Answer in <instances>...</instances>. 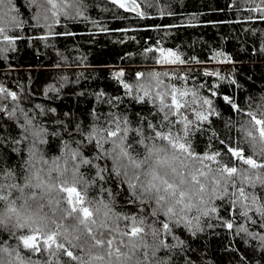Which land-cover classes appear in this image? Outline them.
<instances>
[{
    "label": "trees",
    "instance_id": "1",
    "mask_svg": "<svg viewBox=\"0 0 264 264\" xmlns=\"http://www.w3.org/2000/svg\"><path fill=\"white\" fill-rule=\"evenodd\" d=\"M81 2L82 16L73 19L61 15L59 23H53L51 18L48 21L41 18L39 22L34 19L38 9L31 0H13L17 11L12 15H18L20 24L17 27L12 21L15 26L0 34V85L16 92L18 99L13 101L0 93V172L12 170L17 184L25 180L26 166L34 159H30L33 140L25 138L24 133L28 119L44 128L45 142L36 143L35 150L50 160L65 155L66 142L73 148L79 144L85 158L96 156L98 149L94 143L87 142V131L108 126L105 119L112 113L123 114L130 122L129 128L143 127L151 136L153 130L147 124H161L163 116L158 113L159 101L153 102L149 97L143 102L134 98L135 93L126 94L123 84L115 78L119 70L124 71L123 81L134 89L138 72H169L166 78L169 86L172 82L188 89L200 85L199 94L212 99L219 115L192 125L186 137L192 148L199 155L219 151L220 163L237 168L243 162L230 157L225 149L239 145L246 155L253 156L238 123L249 120V112L257 113L254 109L264 98V19L258 18L260 13L249 11L254 7L251 0H155L156 7L141 6L143 15L122 9L112 0ZM254 2L258 4L259 0ZM65 32L73 35H64ZM3 35L13 37L14 43L5 42ZM157 46L175 51L186 63L178 66L156 63L154 57L160 55ZM148 48L153 51H146ZM216 53L226 55L229 64L212 66ZM213 70L225 79L204 75ZM177 74L181 79H177ZM225 95L233 98L242 111L229 105L223 99ZM184 115L195 121L194 112ZM180 120V116L175 117L174 125L170 126L173 132L182 130ZM128 136L132 155L140 157L144 146L132 139V132ZM104 147L111 150L112 145L107 143ZM93 163L111 168L110 159ZM210 163L218 166L216 161ZM81 170L90 180L95 179L89 186L87 199L111 201L114 211L138 215L160 228L159 222L167 220L163 213L153 215L156 207L151 203L138 199L132 202L127 183L114 172H106L100 180L95 176V168L82 165ZM239 186L234 183L223 199H213L211 204L218 211L201 216L198 222L194 220L197 225L194 229L176 224L175 220L169 222L171 235L161 232V237L169 245L165 250H171L173 264L189 261L191 264H264V246L239 231L243 225L249 232L261 234L264 217L257 210L259 205L253 207L254 216L249 213L255 223L237 214L238 205L233 203L231 193ZM243 186L249 195L264 199V185ZM189 215L191 218L198 213ZM228 222H234V229L225 227ZM25 231L12 235L0 230V248L16 249L23 258L30 257L41 264L42 252L47 251L32 253L22 245L17 248V237ZM47 259L53 264L51 256Z\"/></svg>",
    "mask_w": 264,
    "mask_h": 264
},
{
    "label": "snow or ice",
    "instance_id": "2",
    "mask_svg": "<svg viewBox=\"0 0 264 264\" xmlns=\"http://www.w3.org/2000/svg\"><path fill=\"white\" fill-rule=\"evenodd\" d=\"M9 4L12 5L8 9V12L11 14V20L16 22V26L19 27L20 21L18 20V15H12L13 12L17 10L13 6V0H7ZM113 4L118 5L120 8L127 7L129 11L137 12L140 15L144 13L140 12L141 6L144 8H153L156 7L155 0H140V3H137V0H128L127 5L123 2V0H112ZM254 4L253 8H250L249 11H255L260 13L261 15L258 17L259 19H264V0H259L258 4H255L254 0H251ZM5 3V0H0V6ZM31 3L36 5L37 0H31ZM46 3L50 5L51 10V19L53 23H59V17L63 16H70L69 13L66 11V7L68 5V0H46ZM64 4L65 8H60V4ZM59 8V10H57ZM38 9V8H37ZM83 6L81 0H78V6L75 11V15H71L73 19H76L79 16H82ZM43 18L45 21H48L50 18L47 14H41V12L37 11L36 16L34 19L39 22V20ZM51 27V25H46ZM5 29L0 27V34H4ZM64 35H73L71 32H65ZM3 40L8 44L14 43V38L8 35H3ZM146 51L151 52L153 51L151 48L146 49ZM156 51L160 53L159 57H154L156 63H161L165 65H181L185 64L186 61L181 58V56L173 52L171 50H165L157 46ZM221 53H216L215 56H220ZM215 56L213 58H215ZM199 63V61H196ZM205 76H218L221 80L225 79V77L221 76L219 72L212 71V72H205ZM124 76V71L119 70L115 73V78L117 79L118 83L123 84V87L127 90L126 94H133L135 99L140 101L146 102L147 98L151 97L153 102L159 101L158 104V113H163L161 118V124L152 125L147 124V128L153 130V134L151 136L147 135L145 129L143 127L140 128H129L128 124L130 123L126 120L123 116L117 115L115 113L110 114L106 119L105 123L108 126L100 125L99 127H92L89 128L87 131V142L94 143L95 147L98 149L96 156L92 158H85L82 153L79 151V144L77 148L72 149V159L76 161L78 159V163L74 168V173L83 176L84 174L80 172L81 166H88L89 168H95L96 173L95 176L98 177L100 180L104 179V174L106 172H114L117 177H123L122 182H126L128 188L131 190L132 193V202L139 199L137 195V188L141 187L144 192H151L155 190L157 193L160 192L161 187L165 192L171 191L173 195H175V191L177 186L167 180L165 177H161L159 173L155 170L152 172V180L149 181L147 188H143V186L138 185V183L133 182L132 180L128 179L127 171H122L121 167L117 164V159H126L129 164L134 165L135 168H140L142 166V162L135 159L132 155V144L128 143L129 136L128 133L132 132L133 136L132 139L139 145H143L145 151L149 154H157V162H168L167 156L164 158H160L158 154L163 151L156 145V139L159 138L160 140L167 143V145L173 150L174 153L179 154L180 156L185 157L186 159L198 161L201 165L200 169L197 173L192 174V180L195 183H199V176H205L208 174L207 170L212 169V164L210 162L216 161L217 168L216 170L220 172L222 175L227 177H232L236 175L240 169L235 166H230L229 164L220 163L218 158L221 157V153L216 151L214 153H205L204 155H199L195 152L192 148L190 140L187 139L188 135L192 131V125L196 122L201 121H209L211 116L219 115L218 112L215 111L213 108V101L210 98L203 97L199 94V87L200 85H196L191 89L188 88H180L177 87L176 82H172L171 86L166 82V78L169 76V72H155V73H143L138 72L136 76L139 78L137 84L135 85V89L132 85L125 83L122 79ZM177 79H181L177 74ZM184 79H187L185 77ZM231 83L235 84V81H231ZM0 93H3L5 98L11 97L13 101L17 100V93L16 92H9L3 85H0ZM103 95V94H101ZM223 99L231 105L233 108L239 109V106L234 102L233 98L225 95ZM262 103H264V98H262ZM197 104H199V108H197ZM39 107V106H37ZM257 107H260L258 105ZM185 112H194L195 114V121L188 119L187 116L184 115ZM12 113L9 112V115ZM180 116V124L182 126V130L180 132H173L170 129V126L174 125L175 117ZM248 116L250 117L249 122L252 125V129L246 130L244 135L255 139L253 129L255 133L259 136L261 142H264V112L260 115H257L255 112H249ZM100 117H97L96 123L99 124ZM167 122L166 124L164 122ZM32 120L28 119L27 124H31ZM161 130H156V129ZM43 133V134H42ZM103 133V134H102ZM135 134H139V139H137ZM34 139H33V149H31V156L34 157L36 155L35 144L40 143L43 144L45 141L42 139L43 135H45V130L43 127L37 129L34 132ZM27 138V137H25ZM152 141L151 143H146V141ZM110 143L112 145L111 150L105 149L104 145ZM221 144L224 142L221 141ZM69 145L67 142L65 143V148L67 149ZM119 149V152L116 155V150ZM225 153L228 154L230 157H236L239 161L243 162V165H247L249 169H264V161L257 160L253 156H248L245 154L244 149L239 145L235 147H229L225 149ZM61 157H54L51 160V167L48 172L49 179L52 176V173H57L58 176H62L63 172L66 170L61 169L59 164ZM111 160V168L102 167L100 164H94V160ZM178 159V156L174 155L172 160ZM43 163L48 164L47 160H44ZM2 171V170H0ZM173 172H176V168H172ZM11 175V173H8ZM36 179L39 181L35 185L36 188L41 189L42 191L47 188V190H56L59 194L62 195L63 202L67 204V210L65 213L66 218L76 217L78 219V223L84 225L88 234L92 237L94 241V245L98 247H104L105 245L109 249V255L112 254V249L115 248L117 254L120 252V248L118 246L117 236L112 235V233H118L120 236L119 244H123V237L129 238H136L139 237L144 232V223L145 220L138 216V215H126L121 214L114 211L113 205L111 201H105L104 199H99L96 204V207L89 202L87 199V192L82 191L80 187L76 183L68 184L67 182L53 184L50 183L49 180H43L40 177L39 172L35 173ZM136 181H139V176L135 177ZM159 181V185L155 183ZM245 182L247 184L255 185L257 183L264 185V179L257 174L254 178L253 177H245ZM30 181L26 183L25 187L30 185ZM91 183H95V179L90 181ZM219 184V181H216ZM234 184V183H233ZM3 185H0V201L8 200V196L3 194ZM11 187H17V185H12ZM201 190H203V185L200 186ZM228 186L225 185V189L222 193L218 194L215 199H223L224 196L228 195ZM180 199L177 201L179 204H183L182 212L184 214L177 216L176 212L172 207H168L164 212V216L167 217L166 221L159 222L161 224V232L166 235H171V228H170V221L175 220L176 224L183 223L186 227L190 230L197 227L193 221H199L201 216L207 217L215 214L218 209L215 204H211V206L206 207L203 211L197 210L198 215L192 216L190 218V213L192 211V206L190 204H184L183 197L185 195L184 192H180ZM233 199V203L237 204V214L242 217L244 220H249L250 223H255V220H250L249 213L252 212L253 216L255 212H253V207L255 205H259L257 209L260 212L261 217H264V199L257 198L255 194L249 195L245 187L240 185L235 189L234 192L231 193ZM33 197H35V193H33ZM165 200L164 196H158L156 199V204L158 207H162L161 202ZM60 200L56 201L57 206L60 204ZM141 202H144L141 200ZM51 203V201H49ZM151 203V201H148ZM15 202H12V205L9 206L8 211L11 213H16L17 209L14 206ZM99 205H103V219H101L98 223L97 221V214L101 211ZM157 214V209L153 210V215ZM115 220V228L109 223L111 220ZM18 222L16 225L17 229H26L25 232L20 234L18 239L17 248L21 245L23 248L28 249L32 253L47 251L51 256H55L57 251H63L64 255H66L72 261H78L79 264H93V261H102L104 258L103 256H92L89 258L87 262L83 260L82 257L75 254L72 250V247L67 246L65 243H62L59 239L61 235H64L60 231L61 225L56 224V230L54 231H43L39 226L33 227L30 224L19 223V217L17 218ZM123 221V227H121L120 222ZM3 223V221H0ZM264 223V221H262ZM92 226H96L95 228ZM225 227L228 229H234V222L226 223ZM100 229H103L102 231ZM155 232V229H153ZM239 231L246 234L250 238L257 239L260 241L261 246H264V229H262L261 234H256L249 232L248 228L240 225ZM97 232L100 238H97ZM109 233L106 237L105 233ZM10 234L15 235V231L10 232ZM195 234V233H193ZM67 239V237H65ZM78 239V237H76ZM71 242L69 241V244ZM161 243L164 247H169L166 245L164 240H161ZM182 243V242H181ZM174 247V246H172ZM55 249V251H53ZM0 251L7 252L9 255L13 251L16 252L15 260L18 264H26L25 259L20 255L19 251L16 249H10L9 247L0 248ZM27 264H39L38 261H29ZM48 264H51L49 261ZM191 264V261L188 262Z\"/></svg>",
    "mask_w": 264,
    "mask_h": 264
},
{
    "label": "clouds",
    "instance_id": "3",
    "mask_svg": "<svg viewBox=\"0 0 264 264\" xmlns=\"http://www.w3.org/2000/svg\"><path fill=\"white\" fill-rule=\"evenodd\" d=\"M68 7L66 11L69 15H75L76 8L78 6V0H68ZM12 7L11 4L5 0V3L0 6V27L7 30L10 26L14 27L12 24L11 14L8 9ZM36 8L39 9L41 14H47L51 18L50 5L46 3V0H37ZM60 8H65L64 4H60ZM59 10V8L57 9ZM260 107H255V111L258 115L264 112V103L259 104ZM241 132L243 133V139L246 142V147L250 150L253 157L257 160H264V142H261L259 136L253 133L255 139L247 137L244 135L246 130L252 129V125L249 120H241L238 122ZM42 126L38 122H32L27 124L24 133L29 140L34 139V132L40 129ZM43 134V133H42ZM156 145L161 148L158 156L162 159L165 156L168 158V162H157V154L149 155L145 150L141 153L140 157H135L136 160L142 162L140 168H135L134 165L129 164L126 159H117V164L121 167L122 171H127V178L133 182L138 183V185L147 188L149 181L152 180V172L155 170L161 177L167 178V180L177 186L175 195L171 191L165 192L163 187H161L160 192L155 190L151 192H144L141 187L137 188L138 200H143L144 202L151 201V204L156 207L157 214L163 213L168 207H172L176 212L177 216L184 214L182 212L183 204L177 203L180 199V192H184L183 197L184 204H190L192 206V211L190 214L195 215L197 210L203 211L208 207L215 197L222 193L225 189V185L229 188L233 183L246 185L245 177H255L257 174L264 179V169H249L247 165H242L239 167L240 171L232 176L227 177L222 175L216 170L217 166H212L211 170H207V175L199 176V183H195L192 180V174L197 173L201 165L198 161L186 159L179 154L173 152V150L167 145L166 142L160 140L155 142ZM39 147V145H37ZM72 149L73 147H68L66 153L61 157L59 164L61 169L66 170L63 172L62 176H58L57 173L53 172L51 178L49 179L48 172L51 167V160L45 159L38 153L34 156V159L26 166L25 170V180L21 184H17L12 177V170L8 172H0V185H3V194L8 196V200L0 201V230L7 232H18L17 229V218L19 217V223L30 224L33 227L39 226L43 231H54L56 230V224L61 225L60 231L64 233L59 237L62 243L67 246L72 247V250L80 257L83 258L85 262L89 260L92 256H103L102 261H93V264H173L171 257V250H165L162 245L161 240V230L155 223L145 220L143 225L144 232L136 238L123 237V244H119L120 236L118 233H112V235L117 236L118 246L120 248L119 254L116 253L115 248H113L112 254L109 255V249L105 245L104 247H98L94 245L92 237L88 234L86 227L78 223L76 217L66 218L65 213L67 210V205L62 200V195L58 191L47 190L45 188L43 191L36 188L35 185L39 181L35 177V173L39 172L41 179L49 180L50 183L58 184L67 182L68 184L76 183L82 191H88L90 186V177L86 176L84 172L80 169V172L84 175L74 173V168L78 163V159L74 161L72 159ZM119 149L116 150V155ZM46 155V153H45ZM176 155L178 159L172 160V157ZM47 160L49 163H43ZM176 168V172L172 171V168ZM8 173H11L9 175ZM139 176V181H136L135 177ZM123 179V177H121ZM31 182L28 187H25L26 183ZM216 181L220 183L217 184ZM159 185V181H156ZM12 185H17V187H11ZM201 185H203V190H201ZM35 193V197H33ZM158 196H164L165 200L161 202L162 207H158L156 204V199ZM60 200L59 206H57L56 201ZM98 198L89 199V202L96 207V202ZM15 202L14 206L17 209L16 213H11L8 211L9 206L12 202ZM51 201V203H49ZM101 211L97 214V221L103 219V205H99ZM113 228H115L116 221L113 219L109 221ZM124 222L121 221L120 225L123 227ZM96 227V226H92ZM155 229V232L153 231ZM101 231L103 229H100ZM109 233H105L107 237ZM67 237V239L65 238ZM78 237V239H76ZM97 238L99 234L97 232ZM69 241L71 242L69 244ZM10 248V247H9ZM11 249V248H10ZM55 251V249H53ZM16 252L13 251L11 255L7 252L0 251V264H17L15 260ZM51 256L48 252L45 254L42 252L41 264H48L47 257ZM53 258V264H79L78 261L70 260L64 252L57 251ZM26 264L31 261L30 257H24Z\"/></svg>",
    "mask_w": 264,
    "mask_h": 264
},
{
    "label": "rangeland",
    "instance_id": "4",
    "mask_svg": "<svg viewBox=\"0 0 264 264\" xmlns=\"http://www.w3.org/2000/svg\"><path fill=\"white\" fill-rule=\"evenodd\" d=\"M171 51H173V50H171ZM173 52H175V51H173ZM229 61H230V59L226 55L222 54L220 56H215L214 62L211 64H212V66H217L218 63H223V64L227 65V64H229ZM209 71H210V69H209Z\"/></svg>",
    "mask_w": 264,
    "mask_h": 264
},
{
    "label": "water",
    "instance_id": "5",
    "mask_svg": "<svg viewBox=\"0 0 264 264\" xmlns=\"http://www.w3.org/2000/svg\"><path fill=\"white\" fill-rule=\"evenodd\" d=\"M123 2L127 5L128 0H123ZM137 3H138V2H137ZM123 9L129 11V9H128L127 7L123 8ZM131 12H133V11H131ZM140 12H141V8H140ZM134 13L139 14V13H137V12H134Z\"/></svg>",
    "mask_w": 264,
    "mask_h": 264
}]
</instances>
